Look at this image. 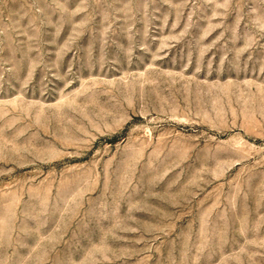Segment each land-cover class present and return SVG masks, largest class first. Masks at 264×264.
Wrapping results in <instances>:
<instances>
[{"label": "rangeland", "instance_id": "374dc122", "mask_svg": "<svg viewBox=\"0 0 264 264\" xmlns=\"http://www.w3.org/2000/svg\"><path fill=\"white\" fill-rule=\"evenodd\" d=\"M0 264H264V0H0Z\"/></svg>", "mask_w": 264, "mask_h": 264}]
</instances>
